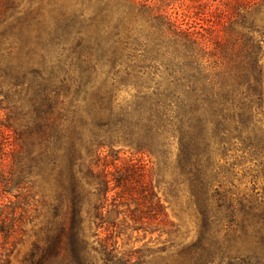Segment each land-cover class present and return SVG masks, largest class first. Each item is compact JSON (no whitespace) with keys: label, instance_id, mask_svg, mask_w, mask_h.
Segmentation results:
<instances>
[{"label":"trees","instance_id":"trees-1","mask_svg":"<svg viewBox=\"0 0 264 264\" xmlns=\"http://www.w3.org/2000/svg\"><path fill=\"white\" fill-rule=\"evenodd\" d=\"M263 13L264 0H0V264L26 234L23 264H264V197L231 189L238 167L250 192L264 175ZM157 179L197 236L124 253L133 234L174 233Z\"/></svg>","mask_w":264,"mask_h":264},{"label":"rangeland","instance_id":"rangeland-1","mask_svg":"<svg viewBox=\"0 0 264 264\" xmlns=\"http://www.w3.org/2000/svg\"><path fill=\"white\" fill-rule=\"evenodd\" d=\"M177 11L178 8L176 7ZM174 10V7L171 11ZM180 12V11H179ZM262 17V16H261ZM264 18V13L263 17ZM264 21V19H263ZM191 26L194 29L199 30L200 26L203 25L201 21L190 22ZM218 35L215 33V36ZM262 68H263V77H264V57L262 59ZM264 89V86H263ZM264 116V115H263ZM4 118L3 113H0V124H2V120ZM264 121V117H263ZM0 133L3 138L10 139V134L7 130H5L0 125ZM131 155L127 152H123L119 154V159L116 162V166L120 165L127 160H129ZM138 158V157H137ZM143 164L146 165V169L150 170V162L146 157H139ZM134 159V158H132ZM237 176L235 180H233V187H231L232 192L246 193L247 195H254L258 193V196L264 197V175L259 174L257 183L255 185V191L250 192L251 185L250 180L251 177L246 174L243 168L238 167L236 169ZM264 174V172H263ZM158 181L153 182L155 187V193L159 198L161 204L163 205L165 212L167 214L168 221L172 224V231L174 233L167 236L166 234H158L154 233L152 235L149 234H133L131 236L130 242L124 246L125 239L123 242L121 240L118 241V245H123L122 251L127 253L131 249H137L141 247H146V249L152 250H166L168 248V252H176L178 249H181L183 245H186L195 240L197 236V227L196 221L194 217L191 215L189 210L187 209V204L185 198L178 191H172L166 179H157ZM31 228L28 226L27 229ZM169 229V228H168ZM138 239V240H136ZM34 241V237L32 234H26L20 236L19 238H15L13 244H9V264H23V260L28 253L32 242ZM12 245V246H11ZM166 252V251H163Z\"/></svg>","mask_w":264,"mask_h":264}]
</instances>
